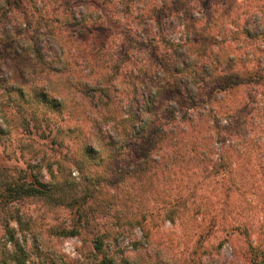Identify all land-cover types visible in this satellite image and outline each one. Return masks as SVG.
Instances as JSON below:
<instances>
[{
	"label": "rangeland",
	"instance_id": "rangeland-1",
	"mask_svg": "<svg viewBox=\"0 0 264 264\" xmlns=\"http://www.w3.org/2000/svg\"><path fill=\"white\" fill-rule=\"evenodd\" d=\"M176 1H45L47 16H53L50 12L54 8L87 4L96 23L101 24L100 30L109 34L103 35L102 41L109 55L118 57V65L112 62V77L104 84L105 92L81 84L66 85L61 77L40 71L48 70L50 58L45 49L55 47V40L43 27L22 22L14 33L15 39L27 44L41 38L46 45L42 49L45 62H35L40 64L37 67L10 55L8 35L0 30V77L14 67L22 70L16 81L26 91L25 96L0 97V118L8 127L7 135L0 139V182L6 176L19 182L38 176L52 187L49 197L0 202V246L4 230L15 231L24 249L25 264L90 263L94 237H111L119 226L129 228L125 225L128 222L134 226L124 239L119 238L120 249L135 264H172L199 243L204 246L200 252L212 248L215 254L214 249L220 246L219 259L225 263L248 264L253 256L264 258V130L258 128L231 146L222 141V135L211 149L210 162L193 161L180 171L153 169L144 176L124 180L119 168L134 158L132 148L126 146L117 157H109L112 146L102 145L109 139L97 141L94 127L101 132H111L112 126L128 130V122L119 121L126 116L120 105L124 103L125 109L127 102L117 100L121 92L131 91L132 84L141 81L139 69L143 73L157 67L151 51L158 45V30L169 39L182 36L181 27L169 28L171 21H177L171 16L179 6ZM178 1L204 13L225 4V0ZM142 3L144 10L138 8ZM140 14L139 21L134 19ZM56 24L59 44L66 49L71 47L70 40L73 48L84 40L89 46L95 45L98 36L93 30L81 35L79 26ZM160 47L164 49L161 43ZM84 66L81 63L78 70ZM35 68L37 72H31ZM248 93L237 89L231 94L246 98ZM45 96L52 102L44 101ZM60 99L68 106L64 111L54 106ZM205 123L212 125L207 119ZM210 132L216 141L217 129ZM91 142L94 149L86 147ZM116 160L126 161L118 164ZM116 180H122L124 186L117 188ZM73 201L81 205L79 211L71 206ZM69 230L79 234H65ZM134 241L143 246L133 247ZM11 249L8 244L7 250ZM203 258L208 260V254ZM0 264H15L2 254L1 247Z\"/></svg>",
	"mask_w": 264,
	"mask_h": 264
},
{
	"label": "trees",
	"instance_id": "trees-1",
	"mask_svg": "<svg viewBox=\"0 0 264 264\" xmlns=\"http://www.w3.org/2000/svg\"><path fill=\"white\" fill-rule=\"evenodd\" d=\"M45 1L0 0V30L8 35L10 43L7 50L10 55L33 67L40 65L35 62L41 65L45 62L42 49L46 45L41 38L28 44L15 39V29L22 22H33L35 27H43L47 35L52 36L49 38L55 40V47L45 49L50 58L46 62L48 70L40 71L61 77L66 85L81 84L82 87L105 92L104 84L112 77V62L118 65V57L110 56L102 41V36L109 34L100 30L102 26L96 23V16L87 4L78 2L62 9L54 8L50 12L53 16H47L49 12L44 10ZM176 4L179 6L172 10L174 14L171 16L177 21H171L169 28L173 25L181 27L182 36L176 40L169 39L158 30V45L151 51L157 67H150L143 73L139 69L141 81H135L131 91L121 92L117 100L119 103L127 102L125 109L124 103L120 105L126 116L119 121L128 122V130L112 126L111 132H101L94 127L97 141L106 137L109 139L102 142V145L109 143L112 146L109 157L111 154L117 157L126 146L132 148L134 158L124 168H119L123 180L144 176L153 169L180 171L186 165H192L193 161L210 162L211 149L222 135V141L231 146L238 140H246V135L248 137L258 128L264 130V0H225L224 5L216 6L208 13L188 9L178 0ZM138 8L144 10L145 3ZM141 16L136 15L134 19L139 21ZM57 22L66 27L79 26L81 35L87 29L93 30L98 36L95 45L89 46L84 40L73 48L70 40L67 42L71 47L66 49L59 44ZM160 43L164 49H161ZM81 63L85 66L78 70ZM21 71L14 67L4 72V76L0 77V97L12 94L25 96L26 91L16 81L19 73L23 74ZM237 89L248 90L247 97L232 96L231 93ZM42 98L49 103L53 100L48 96ZM63 100H58L54 106L64 111L68 106ZM206 119L211 121V126L205 123ZM5 122L0 118V139L8 133ZM212 129L218 131L216 141H213ZM86 147L95 148L92 142ZM125 161L120 163L116 160L118 164ZM120 181H115L117 188L124 186ZM51 191V185L38 176H33L29 182H19L6 176L0 182V202L13 203L27 196L49 197ZM72 205L79 211L81 205L78 202L73 201ZM16 220L20 221L19 218ZM125 225L129 228L119 226L112 230L111 237H94L93 257L90 263L85 264H135L120 249L119 238L124 239L126 231L131 232L134 226L129 222ZM65 234L76 235L79 232L69 230ZM3 238L0 246L2 254L10 257L15 264H25L24 249L15 231L6 228ZM140 243L134 241L132 246H143ZM8 244L12 246L11 251L7 250ZM202 249L204 246L199 243L172 264H233L219 259L218 245L214 249L215 254L212 248L200 252ZM205 253L208 260L203 258ZM248 264H264V258L253 256Z\"/></svg>",
	"mask_w": 264,
	"mask_h": 264
}]
</instances>
